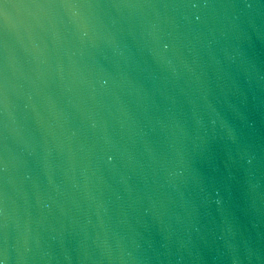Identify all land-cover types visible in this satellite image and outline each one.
<instances>
[{"label":"water","instance_id":"1","mask_svg":"<svg viewBox=\"0 0 264 264\" xmlns=\"http://www.w3.org/2000/svg\"><path fill=\"white\" fill-rule=\"evenodd\" d=\"M0 264H264V0H0Z\"/></svg>","mask_w":264,"mask_h":264}]
</instances>
